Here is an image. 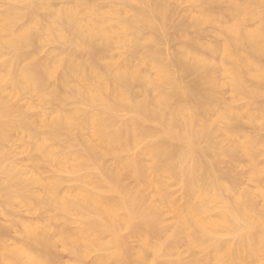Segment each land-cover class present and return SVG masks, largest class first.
Listing matches in <instances>:
<instances>
[{"label":"bare ground","instance_id":"6f19581e","mask_svg":"<svg viewBox=\"0 0 264 264\" xmlns=\"http://www.w3.org/2000/svg\"><path fill=\"white\" fill-rule=\"evenodd\" d=\"M7 1L0 88L8 84L37 95L40 105H56L44 108L50 112L40 106L36 126L1 98L0 89L2 203L16 195L32 212L50 215L42 225L16 221L23 230L14 245L1 228L0 264H60L57 248L72 256L71 264H186L180 248L193 252L189 264H258L264 138L245 127L264 132V107L257 105L264 98V0H187L198 11L179 16L180 25L169 16L181 0H106L111 5L104 10L88 0L57 9L50 0ZM221 2L226 6L214 11ZM251 20L257 23L249 27ZM189 21L211 26L215 40L189 38ZM178 26L181 32L172 34L180 41L177 50L162 52V43L174 40L167 32ZM43 44L58 46L62 57L52 60L51 52L36 60ZM115 45L120 63L102 64ZM185 74L195 81L184 82ZM223 88L229 102L221 101ZM69 101L74 109L64 110ZM84 130L88 140L80 135ZM14 135L38 164L70 174L74 190L62 193L57 177L31 175L41 190L27 195L24 171L2 161V145ZM217 156L229 162L227 172L218 170ZM241 159L252 189L232 168ZM165 180L179 187L178 199ZM71 213L80 217L79 227L52 230L57 214Z\"/></svg>","mask_w":264,"mask_h":264},{"label":"rangeland","instance_id":"374dc122","mask_svg":"<svg viewBox=\"0 0 264 264\" xmlns=\"http://www.w3.org/2000/svg\"><path fill=\"white\" fill-rule=\"evenodd\" d=\"M70 1L71 0H67V1L66 0H58V1L57 0H50V1H48V3L52 6V8L57 9V8H60V7H65V5L66 6H71V5L75 4V3H77L78 0H76V2H75V0H72L71 2ZM90 1L91 0H88V2L92 3L93 5H96V4L99 3V5H101V6L97 5L96 7H98V8L99 7L100 8L104 7V8H102L103 10L108 8L111 5L110 2L109 1L107 2L106 0L105 1L104 0H94L95 2H93V1L90 2ZM183 1L181 0V1H179V2H177L175 4V6H177V5H180V3H182L180 6H178V8L177 7L175 8L177 10L174 9V12L177 11V13H174V14L172 13L169 16L170 21L172 22V20H173L177 25H180L179 23L181 22V20L184 17L185 18H190V15H192L191 13L194 14V11H195V13L198 11V8L192 7L187 0H183ZM107 3H109V4H107ZM10 4L11 3L9 1H7V0H1L0 1V25L2 23V14H3V12L5 10L10 8ZM62 4H63V6H62ZM102 5H104V6H102ZM105 5L108 6V7H106ZM222 5L225 7L226 3L224 5V3L221 2V4H219L218 6H215V8L216 7L217 8L216 9L213 8V10L214 11H218L219 8L223 7ZM185 13H186V15H185ZM38 15H39V18L40 17L42 18V16L44 17V13H42V12H41V14L39 12ZM173 15H175V16L172 18ZM179 16H181V18L182 17L183 18L181 19ZM178 17L180 18V20H179ZM252 20H254V19H252ZM252 20L249 21V23H247V26L252 27V26L256 25L257 20H255V23ZM175 23H172V24L175 25ZM188 23L190 24L192 22L189 21ZM189 24H188V26L186 25L189 28L185 27V30L187 28L186 31H187V34H188V35L187 34L186 35L189 36V38H193V37L196 38L197 37V38H200L201 41L203 39L204 43H207V41L209 42V40L210 41L215 40L213 31H212L213 29L210 30L212 28L211 26H209V27L208 26L194 27L195 25L190 24V26H189ZM201 29H202V31H201ZM174 30H176V32L178 34V33L181 32L182 29L179 26H178V28H175V29H172V30L170 29L167 32V33H169L167 36L170 35V38L172 37V39H174L175 37L173 38V36H172V34L175 35V33H176ZM211 38H212V40H211ZM164 43H166V42H164ZM164 43H162L161 48L159 46L160 50L162 49V52L164 51V53L167 52L168 54H170V53H173V52H175L177 50L176 47L180 44V41L174 39V40H172L170 42H169V40H167V43L166 44H164ZM41 46H39L40 47V49H38L39 52L37 50H36L37 52H35L36 60L41 61V59H47L46 57H48V55L50 56V57H48V59L51 58V52H52V54L55 52L53 54L54 56L55 55L57 57L60 56L59 47L56 46L55 44L54 45L53 44H50V45L49 44H43ZM116 47L119 48L120 45H115V46L112 47V49L110 51L111 53H109L110 55L107 56L109 59L106 57L107 59L105 58L104 60L101 61L102 64L108 62L110 59L112 60V58L114 59L112 61L120 63L121 60H120V58H118V56H119L118 52H120L119 51L120 48L117 49ZM144 47L145 46L143 45V43H141V44H139L138 49L139 50H141V49L143 50ZM112 50H113V52H112ZM58 52H59V55H58ZM53 55H52V60L57 58L56 56L54 57ZM111 56H113V57H111ZM61 57L62 56H60V58ZM59 59L57 58V60H59ZM263 62H264V59H263ZM218 75L219 74L216 75V78L219 80V79H221V76L220 75L218 76ZM183 79H184V82L191 84L192 82L195 81V76L192 75V74H185V76H183ZM0 89H1V98L8 100L11 104H13L15 107H17V109H19L21 112H23L27 116L29 121L34 123V124H36V126H37L39 120L41 119V118H38V116L40 117L41 111L44 110V108L50 110V107H51V110H54L53 108L56 105L54 103H52V104L48 103V105H49L48 108H47L48 105H45L44 103H41L42 105H40V102H39V99L37 98L38 97L37 95L29 94L26 91L14 92L8 84H3ZM222 93H223V96H222ZM229 95H230L229 90L228 89L224 90V88H223V90L221 92V101L223 99V102H229L230 101L229 98L231 99V97H229ZM72 103L73 102L69 101L68 103H66V105L64 106L63 109L64 110H72V109H74L75 105H73ZM29 105H31L30 107H33V109H29L28 108ZM72 105L74 107H72ZM257 105L264 107V98L257 100ZM44 106H46V107H44ZM39 108H41L42 110L41 109H40L41 111L38 110ZM55 108H57V107H55ZM46 109L44 111L47 112L48 110H46ZM252 109H255V107L252 108ZM36 110H38L39 114H37L38 112ZM48 112H50V111H48ZM13 115H14L13 117L18 116L16 113L13 114ZM39 124L41 125V122H39ZM149 126H151V125H149ZM245 128H246V132L249 133L250 131H248V129H250L251 130V132H250L251 134H254L255 136L264 138V132L263 131H261L259 129L254 130L255 128L248 127V126H246ZM41 129L42 128H40V130ZM41 132L46 134V131L44 129ZM86 133L88 134V131L86 132V130H84V131H82L80 133V135L81 136L83 135L82 136L83 139L88 140V135L85 136ZM18 137L19 136H15V135L11 136L7 142L3 143L2 146H3V150H4L5 154H4V158L2 159V161H3L4 164L10 163L17 170L21 169V170L24 171L25 179H26L25 190H26V194L27 195L38 194L40 192V190H41V188L38 185L34 184L30 180V176L31 175H33V176L34 175L35 176L39 175V176H41L44 179L57 177L61 181L60 191L62 193L65 192V191L74 190V188L76 187L77 184H76L74 178L70 174L63 173V172L54 173L50 169H48V167H44V166H41L40 164H38L36 162L37 161V155L35 153H33L32 151L27 150L24 147V139H21V138H18ZM61 151H63V150L61 148H58L57 149V155L60 156V154H62ZM58 152H59V154H58ZM102 161H103V163H105L107 165L110 164L109 158L108 159L107 158H103ZM258 163L259 164H264V155L260 156L258 158ZM215 164L218 167V170L220 169L221 172H224V171L227 172L228 170H226V169L229 168V166H230V164L227 161V159L223 158V157H220V156H217L215 158ZM232 168L234 169V171L236 173H238V174H240L242 176V178H241V185L242 186H245V187L251 188V189L255 186V182H251V181H249L247 179L248 169L246 167V161L244 159H241L237 163L232 164ZM50 172H52V173H50ZM124 179L125 180H122V181H123L124 184L126 183L125 185H127V184H128L127 186H133L134 185V182L131 179H129V178H124ZM165 181L169 185L170 192L173 193V196L178 199V197L181 196V191L179 190V187L176 186L173 182H170L168 180H165ZM263 186H264V181H263ZM257 201H258L259 204L261 203V201L259 199ZM0 211H1V215H0V230H2V229L6 230L5 241L9 245L17 244V242L20 239L21 231L23 230L21 228H15L14 227V224H15L16 221H21V222H25V223H38V224L42 225L44 222H46V220L50 216L45 209H39L36 212H32L31 209H30V206L22 204L20 202V199L16 195L14 196L12 203L3 204L2 203V189H1V187H0ZM165 217H166L165 218L166 219V223H169V221L171 220L170 216L169 215H165ZM80 223H81L80 217L77 216L74 213L68 214L65 217L62 216L61 214H57L55 216L54 221L52 222V230L55 231L56 229H59V228H67L69 230H74V229H76L77 227L80 226ZM179 251H180L181 260L184 261L186 264H189L191 254H193V252H187V251H185L182 248H180ZM95 255H96L95 253H92L88 257L87 261L92 260L93 257H95ZM56 256H57L60 264H71V262H72V256H70L69 254H67L64 251H62L61 248H57L56 249ZM258 264H264V252L262 253L261 260L258 262Z\"/></svg>","mask_w":264,"mask_h":264}]
</instances>
